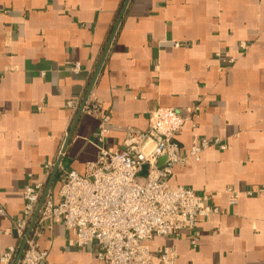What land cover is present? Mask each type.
I'll use <instances>...</instances> for the list:
<instances>
[{
	"label": "crops",
	"instance_id": "obj_1",
	"mask_svg": "<svg viewBox=\"0 0 264 264\" xmlns=\"http://www.w3.org/2000/svg\"><path fill=\"white\" fill-rule=\"evenodd\" d=\"M125 1L0 0V203L8 212L0 214V256L18 242L13 219L30 174L46 186V162L54 161L51 173L71 129L50 190L58 192L62 169L97 158L98 118L88 104L99 100L111 115V148L124 146L129 128L147 130L158 109L166 126L189 114L175 134L184 152L195 137L227 140L170 176L210 192L219 211L200 219L196 244L184 230L155 237L153 251L175 246V264H264V0H128L76 119ZM76 61L83 69H68ZM73 236L61 219L47 220L39 242L50 261L105 264L91 245H68Z\"/></svg>",
	"mask_w": 264,
	"mask_h": 264
},
{
	"label": "built area",
	"instance_id": "obj_2",
	"mask_svg": "<svg viewBox=\"0 0 264 264\" xmlns=\"http://www.w3.org/2000/svg\"><path fill=\"white\" fill-rule=\"evenodd\" d=\"M242 45L247 47L244 42ZM216 56L220 61L233 62L228 52L218 51ZM68 69L77 72L83 67L76 61ZM69 106L75 110L74 101H69ZM88 108L98 118L94 143L99 154L95 160L86 162L82 170L62 169L58 192H48L19 264H70L50 261L49 250L39 242L42 225L56 219H61L74 233L68 245H91L105 264H175L178 256L175 246L166 245L153 251L151 241L157 236L179 235L189 230L191 241L196 244L200 219L219 208L210 192L173 184L170 176L176 165L185 164L190 157L199 158L204 149L226 148L227 140L219 135L195 137L184 152L175 134L189 114L181 117L177 112L178 121L166 126L165 115L158 109L147 130L129 128L124 146L111 148L106 145L110 113L99 100L91 101ZM160 158L164 159L162 163ZM53 165V160L46 162L47 175ZM32 177L30 174L23 189L22 214L13 219L18 242L8 246L0 256V264H13L39 205L46 179ZM228 191L232 192L231 188ZM260 191L250 189L247 193ZM229 200L235 203L237 196L233 194ZM0 214H8L1 203Z\"/></svg>",
	"mask_w": 264,
	"mask_h": 264
},
{
	"label": "water",
	"instance_id": "obj_3",
	"mask_svg": "<svg viewBox=\"0 0 264 264\" xmlns=\"http://www.w3.org/2000/svg\"><path fill=\"white\" fill-rule=\"evenodd\" d=\"M127 4H128V0H126L124 5H123V8H122V10H121V12L119 14V17H118V19H117V21H116V23H115V25L113 27L112 32H111L110 38L108 39L107 44H106V46L104 48V51H103V53H102V55H101V57L99 59L98 65H97V67L95 69V72H94V75H93V79H92V81L90 83V86H89V89H88V91H87V93H86V95H85V97H84V99L82 101V104H81V107H80V110L78 112V115H77L76 119L79 118V116H80V114H81V112H82V110H83V108H84V106H85V104L87 102V99L89 97L90 91H91V89H92V87L94 85V82H95V80H96V78H97V76H98V74H99V72H100V70L102 68L104 60H105L106 55L108 53V50L110 48L111 42H112V40H113V38H114V36L116 34V31H117V29H118V27L120 25V22L122 20V17L124 15L125 10H126ZM73 133H74L73 129H71L70 132L68 133V137H67V139L65 141V144L63 146V149H62V154L59 157V159L57 160V162L55 163V166H54L53 170L51 171V173L49 175V178H48L47 184H46V186L44 188V191L42 193L39 205H38V207H37V209H36V211L34 213L33 218L31 219L30 225H29V227L27 229V232H26V237L23 240V242H22V244H21V246L19 248V251H18V253H17V255H16L15 259H14L13 264H19V262H20V259H21L22 255H23V251H24L25 246H26L27 239L31 235V233H32V231H33V229H34V227L36 225V222H37V219H38L42 204H43L48 192L50 191L51 187L53 186L54 181L56 180L57 174L59 172L60 164H61V161H62V156H63V154H64V152H65V150L67 148L68 143L70 142V139L72 138Z\"/></svg>",
	"mask_w": 264,
	"mask_h": 264
}]
</instances>
